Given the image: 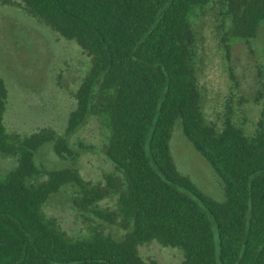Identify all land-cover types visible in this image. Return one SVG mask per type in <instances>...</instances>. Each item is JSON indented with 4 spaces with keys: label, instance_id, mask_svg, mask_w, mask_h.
<instances>
[{
    "label": "trees",
    "instance_id": "trees-1",
    "mask_svg": "<svg viewBox=\"0 0 264 264\" xmlns=\"http://www.w3.org/2000/svg\"><path fill=\"white\" fill-rule=\"evenodd\" d=\"M212 1L0 0L75 41L91 58L63 136L51 129L9 133L8 90L0 77V156L18 162L0 175V264H158L139 252L153 241L181 249L182 264H264V82L256 97L262 116L252 135L234 123L232 112L222 127L207 118L193 19ZM218 2L217 29L227 51L257 38L264 0ZM91 121L114 168L104 181L86 180L76 167L34 164L47 144L59 158L78 161L69 138ZM177 121L221 179L223 202L178 170L170 151ZM65 187L84 217V234L71 235L45 212ZM110 198L114 207H102Z\"/></svg>",
    "mask_w": 264,
    "mask_h": 264
},
{
    "label": "rangeland",
    "instance_id": "rangeland-1",
    "mask_svg": "<svg viewBox=\"0 0 264 264\" xmlns=\"http://www.w3.org/2000/svg\"><path fill=\"white\" fill-rule=\"evenodd\" d=\"M220 9L218 0H214L193 19L204 110L219 127L227 112H232L234 123L249 136L263 111L256 97L264 82V24L256 39L234 43L227 51L217 29ZM90 67L91 58L75 41L62 38L23 9L0 2V77L8 90L4 123L9 133L25 137L51 129L63 136L75 109L74 93ZM69 140L80 153L78 161L59 158L53 144H47L35 154L34 164L47 170L76 167L86 180L95 183L114 171L102 153L104 136L95 121ZM170 151L178 170L190 177L203 194L217 202L225 200L221 179L185 137L180 121L172 130ZM17 164L14 157L0 156V175ZM72 192L71 187H65L51 196L45 212L57 218L71 235H80L86 232V225L83 215L73 207ZM115 203L116 198H110L101 205L112 208ZM106 228L117 238L123 237L124 232L117 226ZM139 252L146 261L158 264H182L185 259L181 249L164 247L157 241L141 245Z\"/></svg>",
    "mask_w": 264,
    "mask_h": 264
}]
</instances>
